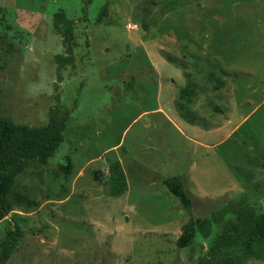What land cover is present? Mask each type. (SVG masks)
I'll return each instance as SVG.
<instances>
[{"label":"rangeland","instance_id":"1","mask_svg":"<svg viewBox=\"0 0 264 264\" xmlns=\"http://www.w3.org/2000/svg\"><path fill=\"white\" fill-rule=\"evenodd\" d=\"M59 11L75 24L71 56ZM57 105L65 141L12 188L0 243L13 221L24 235L4 264H199L239 208L264 214V0H0V118L43 127ZM167 118H208L207 156ZM119 163L131 195L112 194ZM179 176L192 217L207 222L187 249L177 241L190 215L161 182Z\"/></svg>","mask_w":264,"mask_h":264},{"label":"trees","instance_id":"2","mask_svg":"<svg viewBox=\"0 0 264 264\" xmlns=\"http://www.w3.org/2000/svg\"><path fill=\"white\" fill-rule=\"evenodd\" d=\"M84 1L86 8L92 3V0ZM153 5H156V2H153ZM108 9V4L103 7L96 18L97 24H101L108 16ZM74 25L72 20L66 18L64 11L54 15V27L63 38L70 56L73 54ZM142 27L145 30L148 28L146 20L142 22ZM71 63H73L72 57H68L61 66ZM207 81L215 84L217 90L224 85L214 73L207 77ZM193 94L192 86H188L183 90L181 98L190 104ZM59 108L58 105L51 108L48 123L43 127L20 125L0 118V222L13 211L9 196L18 176L28 171L34 164L47 163L64 143L69 114L62 112ZM180 109L184 111L186 106L182 105ZM62 169L67 182L75 173V166L70 158H67V163L62 166ZM109 173L112 194L121 196L128 189L121 164L111 166ZM103 175L101 171H92V176L97 183H101ZM163 183L168 191L179 199L182 207L190 215V220L183 226L177 241L179 249H187L193 246L201 227L207 222H200L192 217L193 202L187 195L180 177L166 178ZM23 235L24 230L15 221L11 222L6 237L0 243V264H4L11 256L18 243L22 242ZM207 236L205 234V237ZM229 249H239L242 253L234 258L219 259V256ZM252 259L264 261V214L256 215L248 208H239L236 220L224 228L222 238L215 245L211 257L201 259L199 264H244Z\"/></svg>","mask_w":264,"mask_h":264},{"label":"crops","instance_id":"3","mask_svg":"<svg viewBox=\"0 0 264 264\" xmlns=\"http://www.w3.org/2000/svg\"><path fill=\"white\" fill-rule=\"evenodd\" d=\"M159 110L162 111V112H164L162 106H160L158 108V111ZM167 119H168L169 122L172 123L173 127L177 130L178 133L183 134V135H185V133L189 134L191 136L190 140L195 145H197L198 147L202 148L204 150L203 155L204 156H207L205 150H208V148L211 147V145L210 146L207 145V143L204 141L203 138H204V136L212 135L211 133L213 131L211 129L212 127L210 126V122H209L208 118H200L197 121L194 120V121H188V122H185V123H184V121H182L181 122L183 124L182 126L179 125V123H178L179 120L176 121V120L170 119V118H167ZM242 120H243V122H245L246 121V118H244ZM217 133H219V130H216V134ZM86 164L85 165L87 167L90 164V162H88ZM164 179H166V178H163L161 182H163ZM191 181L194 182L193 179H191ZM127 185H128V183H127ZM199 192L202 193V197H204V191L199 190ZM123 195H131L129 186H128L127 191Z\"/></svg>","mask_w":264,"mask_h":264},{"label":"built area","instance_id":"4","mask_svg":"<svg viewBox=\"0 0 264 264\" xmlns=\"http://www.w3.org/2000/svg\"><path fill=\"white\" fill-rule=\"evenodd\" d=\"M128 29H129L130 31H135V30L138 29V26H137V25H134V24H129Z\"/></svg>","mask_w":264,"mask_h":264}]
</instances>
